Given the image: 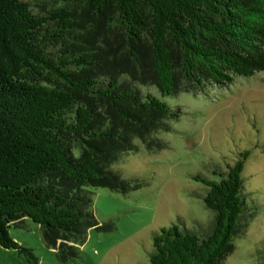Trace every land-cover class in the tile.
I'll use <instances>...</instances> for the list:
<instances>
[{"label":"trees","instance_id":"16d2710c","mask_svg":"<svg viewBox=\"0 0 264 264\" xmlns=\"http://www.w3.org/2000/svg\"><path fill=\"white\" fill-rule=\"evenodd\" d=\"M261 71L264 0H0V245L37 264L10 231L32 220L60 261L77 259L90 228H110L93 188L140 187L113 165L136 139L165 146L155 134L181 114L141 87L165 97ZM248 154L219 180L195 176L214 227L163 226L152 264H221L245 211Z\"/></svg>","mask_w":264,"mask_h":264},{"label":"rangeland","instance_id":"374dc122","mask_svg":"<svg viewBox=\"0 0 264 264\" xmlns=\"http://www.w3.org/2000/svg\"><path fill=\"white\" fill-rule=\"evenodd\" d=\"M141 88L182 111L169 121L170 129L155 134L165 146L149 149L136 139L138 149L113 165L122 176L140 181V187L124 192L93 188L97 221L110 228H90L80 256L69 262L60 261L57 247L43 241L32 220L25 228L12 226V235L33 248L37 264H152L154 236L163 226L211 232L216 213L203 199L207 185L195 176L219 180L220 172L248 150L242 171L245 211L221 264H264V71L238 75L227 86L207 85L165 97L155 85ZM0 264L32 263L18 250L0 245Z\"/></svg>","mask_w":264,"mask_h":264}]
</instances>
